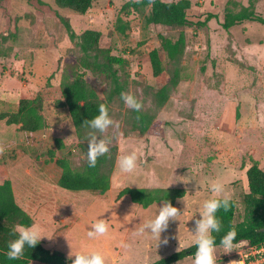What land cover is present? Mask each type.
Returning <instances> with one entry per match:
<instances>
[{
  "label": "rangeland",
  "instance_id": "obj_1",
  "mask_svg": "<svg viewBox=\"0 0 264 264\" xmlns=\"http://www.w3.org/2000/svg\"><path fill=\"white\" fill-rule=\"evenodd\" d=\"M41 1L48 10L38 12L28 0H0V115L13 116L22 100L38 98L45 125L30 133L21 132V124L0 121V145L5 149L0 154V183L11 180L19 205L36 219L42 235L52 238L41 240L45 248L67 257L72 249L74 254L100 250L108 264L116 258V264H153L178 252L180 244L179 251L195 244L191 230L203 202L213 196L210 185L216 181L224 183L237 201L235 222L242 221L248 192L244 170L255 161L254 155L264 154V122L259 119L264 117V25L245 21L227 30L223 24L228 12H239L251 1L255 13L264 18V0H190L188 24L181 28L148 25L133 11L126 16L123 6L130 0H97L86 15L59 9L54 0ZM86 30L100 32V46L126 61L115 70L123 92L142 102L139 112L165 122L161 135L143 134L135 110L121 95L109 103L117 126L104 135L111 141L108 154L115 157V165L111 189L104 195L58 186L62 171L57 159H67L78 169L87 158L68 112L58 107L62 83L81 74L104 102L114 89L82 66L79 45ZM180 36L186 48L181 60L171 63L162 39L176 41ZM154 49L160 51L166 69L159 78L153 76L149 59ZM174 68L183 80L159 108L155 92L169 83ZM57 139L63 149L57 148ZM133 151L137 168L122 173L118 159ZM126 188L186 190L185 203L180 199L174 206L182 214L161 234L168 244L158 248L159 241L150 234L129 235V225L139 229L163 204L147 210L136 204L133 211L130 196L119 197ZM98 219L109 220V232L90 239L87 232ZM224 251L217 248V264L239 258V249ZM194 259L175 264H194Z\"/></svg>",
  "mask_w": 264,
  "mask_h": 264
},
{
  "label": "trees",
  "instance_id": "obj_2",
  "mask_svg": "<svg viewBox=\"0 0 264 264\" xmlns=\"http://www.w3.org/2000/svg\"><path fill=\"white\" fill-rule=\"evenodd\" d=\"M38 12L49 9V6L41 0H28ZM59 9L68 10L78 15H86L94 8L97 0H54ZM190 0H178L165 2L154 0H130L123 6L126 16L130 12L138 13L145 18L148 25H163L171 28H181L188 24V11L191 9ZM58 15V14H57ZM251 21L264 25V18L255 13L254 3L251 1L248 7L239 12L230 11L226 14L223 24L225 29H230L242 22ZM69 29L70 26L66 22ZM100 32L86 30L81 35L80 49L84 54L81 59L82 66L98 74L102 79L114 85V89L107 93L106 102L100 99L97 91L84 79L83 75L77 74L74 80L64 81L60 87L61 98L60 108L68 112L69 120L77 132L79 147L87 152L89 133L93 130L82 126L85 119H92L98 115L99 105L105 104L110 112L109 103L120 96L123 87L117 77L115 68L123 66L126 61L111 54L109 49L100 46ZM162 48L167 54L171 63L177 64L183 57L186 48L184 36L176 41L168 38L162 39ZM152 73L159 78L165 72V65L159 50L154 49L149 54ZM181 71L174 68L170 75V81L161 89L155 92L156 105L164 107L173 90L182 81ZM42 104L40 99L22 100L19 110L13 116L0 115V121L6 120L9 125L21 124V132L35 133L45 128L44 118L40 110ZM135 116L141 127V133L161 135V129L165 125L162 120L154 121L153 118L135 111ZM140 133V134H141ZM99 135V133H97ZM58 149H63L61 139L56 140ZM55 151H51V159L55 160ZM56 165L61 169V177L58 186L70 192H91L100 195L106 194L111 189V177L114 172L115 157L106 154L98 158L94 168L89 167L87 158L81 168L74 169L67 159H57ZM248 192L244 195V214L242 221L236 223L237 201L232 199V206L229 211L220 209L217 213L222 222L220 233H214L217 240V247L220 239L230 229L236 230L234 245L240 242H248L251 246L264 244V170L260 168L257 161H253L247 170ZM130 196L131 202L140 205L144 209L154 204L171 201L175 206L176 202L186 196V190L182 188H126L119 194L120 198ZM34 219L18 204L11 180L0 183V264H31L39 261L45 264H72V261L62 252L46 249L43 242L34 247H25L24 255L19 260L10 261L6 257L8 243L14 240V230L17 226H31ZM196 245L182 249L166 258H162L153 264H175L187 258H194Z\"/></svg>",
  "mask_w": 264,
  "mask_h": 264
},
{
  "label": "clouds",
  "instance_id": "obj_3",
  "mask_svg": "<svg viewBox=\"0 0 264 264\" xmlns=\"http://www.w3.org/2000/svg\"><path fill=\"white\" fill-rule=\"evenodd\" d=\"M136 2H140V0H136ZM149 2L151 4L154 0H149ZM121 99L128 108L137 112L143 107L142 102L130 92H121ZM82 126L93 130L89 133L87 161L89 167L94 168L97 165L98 158L106 155L110 151L109 145L111 141L104 134L110 127L117 125L109 115L108 107L105 104H100L98 115L92 119L83 120ZM97 133H99V135H97ZM4 151V147L0 145V154H3ZM137 162L138 155L133 151L127 155L121 156L118 159V166L122 173H132L137 168ZM210 190L213 196L203 202L202 209L199 213L200 218L195 219L194 229L191 230L195 235L196 245L194 264H217V240L214 233H220L223 227L217 213L220 209L227 212L232 206L231 195L227 191L224 183L220 181L213 182L210 185ZM182 202H184L183 198ZM135 207L136 204L132 206L133 211ZM181 214L180 209L174 207L171 201L167 200L163 202L162 207H159L158 214L153 219L143 222L140 228L134 231V235L141 237L147 233L159 241L158 248L161 243L166 245L169 240L168 238L161 240V234L168 229L169 222L178 220L177 217ZM109 228V220L98 219L90 225L87 236L90 239L103 237L108 234ZM14 234L17 238L9 241L8 251L6 252V257L10 261L21 259L24 255L26 246L34 248L43 238L47 237L52 239L51 237L42 235V228L37 223H33L31 226H17L14 230ZM236 235V230L233 228L221 237L219 246L225 250L224 254L234 250ZM69 245L72 249L70 243ZM123 246L126 248L130 247V245L127 244ZM181 247L182 245L180 244L177 251H179ZM68 258L72 261V264H108L106 255L100 250H81L74 254L72 249L68 254ZM230 264H238V261L233 260Z\"/></svg>",
  "mask_w": 264,
  "mask_h": 264
},
{
  "label": "built area",
  "instance_id": "obj_4",
  "mask_svg": "<svg viewBox=\"0 0 264 264\" xmlns=\"http://www.w3.org/2000/svg\"><path fill=\"white\" fill-rule=\"evenodd\" d=\"M245 246L246 248H242ZM239 249L236 255L238 264H264V244L261 246H251L248 242H240L234 245ZM234 256V255H233ZM227 264H230L229 262Z\"/></svg>",
  "mask_w": 264,
  "mask_h": 264
},
{
  "label": "crops",
  "instance_id": "obj_5",
  "mask_svg": "<svg viewBox=\"0 0 264 264\" xmlns=\"http://www.w3.org/2000/svg\"><path fill=\"white\" fill-rule=\"evenodd\" d=\"M257 110V109H256ZM259 119L260 120H262L263 122H264V117H263V115H261L260 117H259ZM263 144H264V141H263ZM262 157V159H263V161H264V154H260V155H254V160L255 161H257L258 163H259V166H260V168L261 169H263L264 170V163L261 161V158ZM249 167H250V165L248 166V167H246V169L244 170V178H245V187H246V190H248V180H247V175H246V173H247V170L249 169ZM14 189V188H13ZM131 201V200H130ZM132 203V202H131ZM19 204V203H18ZM144 209V208H143ZM147 209H149V208H147ZM147 209H144V210H147ZM141 216V215H140ZM140 216H138V218H137V222H138V220H140ZM143 217H141V219L144 221L145 220V216L144 215H142ZM34 219V218H33ZM35 221V223H36V219L34 220ZM128 231H129V235H131V233L130 232H132V231H135V229L137 228L136 227V225L134 226V225H129L128 227ZM217 248H220V247H217ZM54 251H56V250H54ZM116 262H117V258L116 259H114L113 260V263L112 264H116Z\"/></svg>",
  "mask_w": 264,
  "mask_h": 264
}]
</instances>
